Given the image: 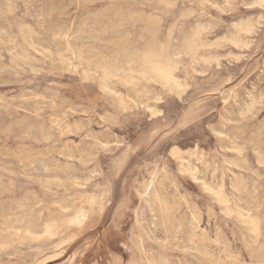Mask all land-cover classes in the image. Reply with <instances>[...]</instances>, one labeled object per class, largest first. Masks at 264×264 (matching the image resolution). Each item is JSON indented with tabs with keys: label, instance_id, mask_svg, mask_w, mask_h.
I'll return each instance as SVG.
<instances>
[{
	"label": "rangeland",
	"instance_id": "1",
	"mask_svg": "<svg viewBox=\"0 0 264 264\" xmlns=\"http://www.w3.org/2000/svg\"><path fill=\"white\" fill-rule=\"evenodd\" d=\"M257 1L0 0V264H264ZM197 27L210 44L192 54ZM150 50L171 55L179 89L145 73ZM91 57L113 69L103 86ZM176 148L195 153L197 180ZM220 184L228 203L213 194Z\"/></svg>",
	"mask_w": 264,
	"mask_h": 264
},
{
	"label": "bare ground",
	"instance_id": "2",
	"mask_svg": "<svg viewBox=\"0 0 264 264\" xmlns=\"http://www.w3.org/2000/svg\"><path fill=\"white\" fill-rule=\"evenodd\" d=\"M164 1H166V0H164ZM167 3V2H166ZM179 3V2H178ZM212 3V2H211ZM264 4V0H258L257 2H256V4ZM255 4V5H256ZM225 5V4H224ZM253 5V4H252ZM228 10V9H227ZM165 12V11H164ZM151 25V24H150ZM239 26V32H245V33H250V32H252L253 30H254V25L253 24H250V23H244V24H240V25H237V27ZM205 29V28H204ZM24 30V29H23ZM22 31V30H21ZM236 31H238V30H236ZM256 33V32H255ZM171 34H172V32H171ZM236 34V33H235ZM24 36V35H23ZM29 36H30V34H29ZM28 36V37H29ZM60 36V35H59ZM10 37V36H9ZM27 37V36H26ZM30 38V37H29ZM230 38V37H229ZM26 39V38H25ZM185 39V38H184ZM65 40H67V39H65ZM228 40V39H227ZM229 40H231V41H233L234 42V44H239V43H242V45L243 44H245L246 43V41H244V39L243 38H241L238 34H236V35H232L231 36V38L229 39ZM246 40V39H245ZM67 42V41H66ZM127 42V41H126ZM216 43V42H215ZM30 44V43H29ZM31 44H33V42L31 41ZM148 44H150V43H148ZM210 44V43H209ZM208 44V41H206V39H205V37H204V33H203V31H202V28L201 27H197V28H195L194 30H193V32H192V34L187 38V40H186V49H187V51L188 52H190V53H192V54H195V53H197L201 48H203V47H205V46H207V45H209ZM213 44V43H212ZM236 44V45H237ZM33 45H35V44H33ZM33 45H31V47H33ZM70 46H72L71 44H70ZM117 46V45H116ZM161 46V45H160ZM35 48V47H34ZM74 49V48H73ZM25 50H27V49H25ZM35 50V49H34ZM167 50V49H166ZM33 51V50H32ZM39 51V50H38ZM45 51V50H44ZM27 52V51H26ZM25 52V54L27 55V53ZM37 52V51H36ZM163 52V51H162ZM128 53V52H127ZM133 53V52H132ZM26 55H24V56H26ZM59 55V54H58ZM18 56V55H17ZM20 56V55H19ZM80 56V55H79ZM192 56V55H191ZM61 57H63V56H61ZM60 57V58H61ZM59 58V59H60ZM82 58L83 57H81V59L80 60H82ZM78 59V58H77ZM142 59H143V61H144V65H145V73H151V74H153V76L155 75L158 79H160L162 82H164L165 84H167V85H169L170 87H171V89L172 90H177V89H179V87H180V84H179V82H178V80L176 79V76L174 75V69H175V62L173 61V59H172V57H171V55H169L168 54V56H165V55H162V54H157V53H155V51H153V50H150V51H148L147 53H145L144 55H143V57H142ZM61 60V59H60ZM59 60V61H60ZM65 60V59H64ZM130 60V59H129ZM10 61V60H9ZM63 61V60H62ZM61 61V62H62ZM206 61V60H205ZM214 61H215V59H214ZM236 61V60H235ZM66 62H69V60L68 61H66ZM87 62V64H88V66H94L96 69H102V78H103V82L104 83H102V82H100V85H102V84H105L106 83V80L107 79H109V78H111V77H113L114 76V72H113V69H111V65H110V63H109V61H107V60H105V57H100V58H98L96 61H94V59L91 57V59H89V60H87L86 61ZM85 62V63H86ZM69 63H71V62H69ZM80 63H81V61H80ZM69 66V65H68ZM73 66V65H72ZM181 67V66H180ZM217 67V66H216ZM138 69V68H137ZM63 71V70H62ZM92 74H93V72H92ZM137 74V73H136ZM88 76V75H87ZM100 76V75H99ZM98 76V77H99ZM130 76V75H129ZM123 77V76H122ZM120 80V79H119ZM128 81V80H127ZM129 83V82H128ZM159 83V82H158ZM99 85V86H100ZM130 85V84H129ZM103 86V85H102ZM101 86V87H102ZM105 87V86H104ZM108 88V87H107ZM103 89V88H102ZM112 90V89H111ZM107 91V90H106ZM110 91V90H109ZM168 91V90H167ZM122 93V92H121ZM120 93V94H121ZM175 94V93H174ZM120 98V97H119ZM122 99V98H121ZM252 100H253V98H252ZM226 102V101H225ZM122 103H123V101H122ZM246 103V102H245ZM250 103V102H249ZM251 104V103H250ZM253 105V104H252ZM251 106V105H250ZM247 107V106H246ZM146 108V107H145ZM118 109V108H117ZM252 110V109H251ZM250 110V111H251ZM222 112V111H221ZM244 112H246V110L244 111ZM247 113V112H246ZM244 115V114H243ZM20 116V115H19ZM222 117V116H221ZM241 117H242V115H241ZM228 119V118H227ZM226 120V119H225ZM27 123V122H26ZM214 130V129H213ZM212 130V131H213ZM218 131V130H217ZM220 133V132H219ZM223 132L221 131V133L220 134H222ZM218 134V133H217ZM227 134V133H226ZM219 140V139H218ZM237 144V143H236ZM174 146H176V145H174ZM236 146V145H235ZM234 147V146H233ZM237 147H238V144H237ZM237 147H235V151H237ZM239 148V147H238ZM240 148H242V147H240ZM194 149V148H193ZM196 149V148H195ZM173 150V151H172ZM171 151L173 152V155L177 158V159H179L180 161H181V165H182V169H183V171H185V172H187V173H189L193 178H197V173L198 172H200V171H198V166H196V163H195V165L194 164H192V163H190V161H188L187 160V157L188 156H191V155H194L195 156V153H188V152H186V153H183V151H181L180 149H178V148H176V149H172ZM185 150V149H184ZM198 150V149H197ZM243 150V149H242ZM242 150H239V151H241L242 152ZM256 150V149H255ZM170 151V152H171ZM188 151H191V149L190 150H188ZM194 151V150H193ZM202 151V150H201ZM200 151V152H201ZM239 151H237V153H240ZM197 152V151H196ZM260 152V151H259ZM264 152V151H263ZM236 153V152H235ZM256 153H257V151H256ZM203 154V153H202ZM198 156H199V153L197 154ZM260 155V154H259ZM173 156V157H174ZM193 156V157H194ZM201 156H203V155H201ZM237 156V155H236ZM69 157V156H68ZM197 157V156H196ZM238 157V156H237ZM259 157V156H258ZM190 158V157H189ZM201 158V157H200ZM229 158V157H228ZM239 158V157H238ZM242 158V157H241ZM240 158V159H241ZM264 159V158H263ZM199 160V159H198ZM201 160V159H200ZM230 160V159H229ZM232 160V162H233V160L234 159H231ZM191 161H193V160H191ZM204 161H205V158H204ZM209 161V160H208ZM227 161V160H226ZM241 161H243V160H241ZM258 161H259V159H258ZM196 162V161H195ZM198 162V161H197ZM202 162V161H201ZM207 162V161H206ZM240 162V161H239ZM202 163H204V162H202ZM210 163H211V161H210ZM228 163V162H227ZM230 163V162H229ZM234 164H237V163H235V162H233ZM242 163V162H241ZM243 163H246V162H243ZM262 163V162H261ZM233 164V166H235ZM260 164V163H259ZM180 164H179V166H181ZM198 165V164H197ZM200 165H201V163H200ZM206 165H207V163H206ZM205 165V167H207ZM240 165V164H239ZM204 166V165H203ZM211 167H212V163H211ZM238 167V166H237ZM241 167V166H240ZM240 167H239V169H240ZM218 168V167H217ZM244 168V167H243ZM180 169V168H179ZM212 169V168H211ZM216 169V168H215ZM227 169V168H226ZM206 170V169H205ZM223 170V169H222ZM181 171V170H180ZM182 171V172H183ZM219 171V170H218ZM205 172H207V171H205ZM212 172V171H211ZM214 173V172H213ZM232 173V172H231ZM221 174V173H220ZM227 174V173H226ZM233 174H234V172H233ZM213 175V174H212ZM243 175V174H242ZM189 176V175H188ZM200 176V175H199ZM222 176V175H221ZM224 176V175H223ZM238 176H241V174H239ZM238 176H236V177H234V178H236L235 180L234 179H232V180H234L233 182H231V184H233V186H234V188L235 189H237V190H242V189H244V188H246V181H244L243 180V178H241V177H238ZM201 177H203V176H201ZM210 177V176H209ZM215 178V177H214ZM233 178V177H232ZM199 179V178H198ZM204 179V178H203ZM222 179V178H221ZM244 179H247V177H245ZM194 180V179H193ZM197 180V179H196ZM199 180H201V179H199ZM198 180V183L200 182ZM219 180V179H218ZM211 181V180H210ZM194 182V181H193ZM217 182H219V181H217ZM221 182H222V180H221ZM249 182V181H248ZM151 183V182H150ZM201 183H203V182H201ZM220 183V182H219ZM218 183V184H219ZM223 183V182H222ZM250 183V182H249ZM215 184V183H214ZM248 184V183H247ZM83 185V184H82ZM222 184H220V188L218 187V190L217 191H215V190H213V188H212V192H214L213 194H216L218 197H219V199L221 200V201H223V202H226V203H228V202H230L228 199H227V197L225 198V194L223 195V190H222V187H223V185L221 186ZM251 185V184H250ZM147 186V185H146ZM207 186V185H206ZM205 185H204V187H206ZM202 187H203V184H202ZM230 187H231V185H230ZM211 188V187H210ZM209 187L207 188V189H210ZM205 189V188H204ZM207 189H206V191H207ZM232 189V188H231ZM226 190V189H225ZM3 191V190H2ZM152 191V190H151ZM232 191V190H231ZM161 192V191H160ZM208 192H209V190H208ZM245 192V191H244ZM154 193V192H153ZM233 193V192H232ZM249 193H250V191H249ZM210 194V193H209ZM230 194V193H229ZM156 195V194H155ZM228 195V194H227ZM247 195V194H246ZM102 196V195H101ZM214 196V195H213ZM234 196V195H233ZM216 198V197H215ZM215 198H214V200H215ZM231 199V198H230ZM238 200V199H237ZM155 201V200H154ZM244 201V200H243ZM238 202H240V201H238ZM89 203V202H88ZM218 203V202H217ZM50 204V203H49ZM59 204V203H58ZM221 204H222V202H221ZM232 204H234V202L232 203ZM143 205V204H142ZM222 205H224L225 206V203L224 204H222ZM235 205V204H234ZM88 206V205H87ZM238 206H240V205H238ZM226 207H228L227 205H226ZM226 207H224V209L226 208ZM235 207H236V205H235ZM241 207V209H239L238 211H237V214H238V216H240V217H242L243 218V221L246 223V225H248L249 226V230H251L250 232H253L252 233V235L253 234H256V236H259L258 234L260 233V227H259V219L256 217V216H254L255 214L254 213H252V211H251V209H242V206H240ZM67 209L68 208H70V207H66ZM101 208V207H100ZM222 208V207H221ZM262 208V207H261ZM77 209V208H76ZM223 209V208H222ZM236 209H237V207H236ZM134 210V209H133ZM160 210V209H159ZM164 210V209H163ZM226 210V209H225ZM227 210H229V209H227ZM226 210V212H228ZM224 211V210H223ZM234 211H236V210H234ZM233 211V212H234ZM58 212H59V210H58ZM66 212V211H65ZM79 213H80V211H79ZM223 213V212H222ZM60 214H61V211H60ZM76 214V213H75ZM74 214V215H75ZM101 214V213H100ZM226 214V213H225ZM254 214V215H253ZM78 215H80V214H78ZM220 215V214H219ZM232 216V215H231ZM235 216H236V214H235ZM258 216V215H257ZM72 217H74L73 215H72ZM76 217V218H75ZM75 221L78 219V217H77V215H75ZM82 216H80V218H81ZM238 218V217H237ZM260 218V217H259ZM194 219V218H193ZM60 220H61V218H60ZM65 220V219H64ZM69 220V219H68ZM55 221V220H54ZM63 221V220H62ZM66 221V220H65ZM67 222V221H66ZM72 222H73V220H72ZM77 222V221H76ZM240 222V221H239ZM242 222V221H241ZM65 223V222H64ZM163 223V222H162ZM243 223V222H242ZM48 224V223H47ZM59 224H61L60 222H59ZM244 224V223H243ZM56 224L55 223H50V224H48V225H46V227H45V232H43V233H45V234H48V235H52L53 234V232H54V230H55V228H56ZM64 228V227H63ZM197 228V227H196ZM243 228H245V226L243 227ZM247 229H248V227H246ZM69 229V228H68ZM204 229V228H203ZM149 232V231H148ZM249 232V231H248ZM249 232V233H250ZM139 233V232H138ZM248 233V234H249ZM30 234V233H29ZM54 235V234H53ZM192 235V234H191ZM263 235V234H262ZM38 236V235H37ZM43 236V235H42ZM193 236V235H192ZM201 236V235H200ZM255 236V235H254ZM253 236V237H254ZM40 237V236H39ZM51 237V236H50ZM250 237V236H249ZM249 237H248V239L247 240H249ZM263 237V236H262ZM255 238V237H254ZM254 238L252 239V241L254 240ZM70 239H73V238H70ZM157 240V239H156ZM247 240H245V241H247ZM68 241V240H67ZM163 241V240H162ZM255 241V240H254ZM254 241H253V243H254ZM193 242V241H192ZM216 242V241H215ZM62 243V242H61ZM250 244V243H249ZM248 243H247V245H249ZM251 244H252V242H251ZM250 244V245H251ZM255 244V243H254ZM3 245V244H2ZM201 245V244H200ZM256 245V244H255ZM260 246H262V245H260ZM131 247V246H130ZM201 247V246H200ZM254 247V246H253ZM253 247H251V248H253ZM256 247V246H255ZM258 248V247H257ZM256 248V249H257ZM261 248V247H260ZM263 248V247H262ZM254 249V248H253ZM253 249H251V250H253ZM182 250V249H181ZM185 250V249H184ZM183 250V251H184ZM255 250V249H254ZM253 250V251H254ZM150 251V250H149ZM259 252H261V251H259ZM222 253V252H221ZM262 253V252H261ZM207 254V253H206ZM219 255V254H218ZM250 256V255H249ZM161 258V257H160ZM257 258H258V256H257ZM262 258V257H261ZM151 259V258H150ZM167 259V258H166ZM232 259V258H231ZM161 259H159V261H160ZM171 260V259H170ZM185 260V259H184ZM260 260V259H259ZM151 261V260H150ZM158 261V260H157ZM138 262H140V261H138ZM137 262V263H138ZM141 262H142V260H141ZM165 262H169L168 260L167 261H165ZM174 262V261H173ZM143 263V262H142ZM146 263H147V260H146ZM158 263V262H157ZM161 263V262H160ZM172 263V262H171ZM140 264V263H139ZM164 264H166V263H164Z\"/></svg>",
	"mask_w": 264,
	"mask_h": 264
}]
</instances>
